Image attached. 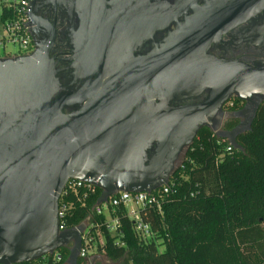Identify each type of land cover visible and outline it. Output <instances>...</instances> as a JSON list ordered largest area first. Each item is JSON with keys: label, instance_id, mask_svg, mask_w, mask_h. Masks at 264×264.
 I'll return each mask as SVG.
<instances>
[{"label": "water", "instance_id": "water-1", "mask_svg": "<svg viewBox=\"0 0 264 264\" xmlns=\"http://www.w3.org/2000/svg\"><path fill=\"white\" fill-rule=\"evenodd\" d=\"M228 6L219 11L238 19L258 12L264 0ZM200 59L190 58L181 82L157 79L127 90L113 84L87 94L58 89L38 51L0 58V264L34 261L65 246L66 264H77L85 226L59 231L66 183L97 187V204L118 191L151 192L167 184L182 151L229 95L246 103L234 116L246 120L215 135L239 147L236 136L250 129L264 103V66ZM196 86L209 89L202 103L169 106L171 95Z\"/></svg>", "mask_w": 264, "mask_h": 264}, {"label": "flooded vegetation", "instance_id": "flooded-vegetation-1", "mask_svg": "<svg viewBox=\"0 0 264 264\" xmlns=\"http://www.w3.org/2000/svg\"><path fill=\"white\" fill-rule=\"evenodd\" d=\"M233 1L30 0L29 53L23 56L38 51L58 89L87 94L113 84L127 90L157 79L181 82L192 57L264 66V7L230 18L219 8ZM208 94L209 89L196 86L171 95L168 104L196 105ZM235 99L229 95L214 114L211 131H227V123L236 119Z\"/></svg>", "mask_w": 264, "mask_h": 264}, {"label": "trees", "instance_id": "trees-1", "mask_svg": "<svg viewBox=\"0 0 264 264\" xmlns=\"http://www.w3.org/2000/svg\"><path fill=\"white\" fill-rule=\"evenodd\" d=\"M234 105L239 111L244 103L235 99ZM238 122L229 121L225 129L231 131ZM235 140L239 147L208 127L198 131L169 177L172 191L161 212L141 210L153 232L150 240L135 234L123 208L118 209V232H109L105 217L92 211L99 189L84 207L74 202L64 221L66 229L91 223L92 235L99 231L103 237L97 251L111 264H264V103L250 129ZM71 200V195H63L59 203ZM69 253L65 246L18 264H66ZM77 264L87 260L78 257Z\"/></svg>", "mask_w": 264, "mask_h": 264}, {"label": "built area", "instance_id": "built-area-1", "mask_svg": "<svg viewBox=\"0 0 264 264\" xmlns=\"http://www.w3.org/2000/svg\"><path fill=\"white\" fill-rule=\"evenodd\" d=\"M30 0H0V51L3 56L0 58H11L23 56L29 53V9ZM6 45L17 47L18 52L10 55L5 54ZM1 54V53H0ZM230 151V147L227 148ZM98 188L90 183L79 180L68 181L64 187L61 197L71 195V201H62L58 206L59 231H65V218L68 211L73 207L74 202L84 207L88 200L97 195ZM169 181L151 192H125L118 191L108 197L105 202L97 204V199L92 211L95 215L104 216L106 229L116 234L120 227L118 209H125L126 216L132 221L133 230L136 235L145 240L153 238V232L149 223L141 217V210L153 209L161 212L162 204L171 193ZM85 230L81 233V247L79 258L87 259L95 245V238L90 232L92 224L86 222ZM98 226V225H97ZM60 260V257H56Z\"/></svg>", "mask_w": 264, "mask_h": 264}, {"label": "rangeland", "instance_id": "rangeland-1", "mask_svg": "<svg viewBox=\"0 0 264 264\" xmlns=\"http://www.w3.org/2000/svg\"><path fill=\"white\" fill-rule=\"evenodd\" d=\"M18 52V49H17V47H14V46H12V45H6V47H5V54H10V55H13V54H16ZM0 56H3V54H2V52L0 51ZM236 120H238V119H236ZM239 121V120H238ZM215 132L214 133H216V132H219V131H221V130H214ZM222 132V131H221ZM87 221H85V222H83L81 225L82 226H86L87 225V223H86ZM94 238L96 239L95 240V245H98V244H101L102 242H103V237H102V235L100 234V232L99 231H97V232H95L94 233ZM93 249L90 251V252H92V251H94L95 250V248L96 247H92ZM158 250H159V252H161L162 250H163V248L162 247H159L158 248ZM105 261H107V260H105ZM103 262V264H106V262ZM109 263V262H108ZM109 264H111V263H109Z\"/></svg>", "mask_w": 264, "mask_h": 264}, {"label": "crops", "instance_id": "crops-1", "mask_svg": "<svg viewBox=\"0 0 264 264\" xmlns=\"http://www.w3.org/2000/svg\"><path fill=\"white\" fill-rule=\"evenodd\" d=\"M84 230H85V228H84ZM93 247H96L95 250L91 252L89 258L85 259V260H87V264H89L91 262V259L94 260V264L95 263H97V264H103V262L106 259L104 258V256L101 253H99L97 251V245H94ZM105 262H106V264H109L107 261H105Z\"/></svg>", "mask_w": 264, "mask_h": 264}]
</instances>
